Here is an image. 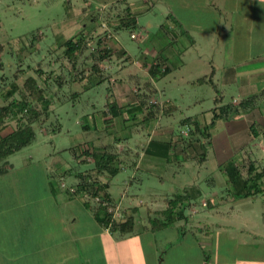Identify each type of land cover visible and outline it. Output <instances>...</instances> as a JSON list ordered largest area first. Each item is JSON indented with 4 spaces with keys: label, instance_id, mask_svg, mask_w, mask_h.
<instances>
[{
    "label": "rangeland",
    "instance_id": "rangeland-1",
    "mask_svg": "<svg viewBox=\"0 0 264 264\" xmlns=\"http://www.w3.org/2000/svg\"><path fill=\"white\" fill-rule=\"evenodd\" d=\"M153 1L0 0V61L5 70L15 68L17 60H21L25 71L17 82L21 84L25 78L34 77L47 92H52L49 116L42 124H33L34 140L8 156L12 167L0 176V222L11 220L7 228H3L5 234L19 233L23 238L29 235L47 247L44 253L29 255V259L22 257L18 264H103L99 240L91 235L101 225L97 227L91 210L83 205L86 199L93 208L97 201L87 195L72 194L79 181L77 174L90 172L93 166L92 162H82L74 156L85 143L91 146L92 143L96 146L112 144L117 150H124L122 168L110 177L108 191L113 197L110 206L117 219L124 210L132 215L135 228L142 231L144 239L151 230L149 220L164 224V227L153 228L160 245L159 255L165 251L163 264L195 257L194 248L200 246L198 236L209 230L218 242L221 258L236 255L235 250L238 253L247 250V247H236L233 237L250 241L248 237L252 234L247 229L251 227H258L255 232L260 233L264 194L236 199L218 164L226 157L235 160L257 157L264 164V145H257L256 139L255 144L230 147L231 140L224 136L223 119L210 127L209 143L198 133L194 135L197 139L187 143L189 130L195 127L193 122L203 127L210 123L213 111L218 113L217 106L236 104L233 97H238V86L235 82H223L220 76L231 64L230 50L223 49L231 48V36L215 34L214 22L199 16H180V24L176 17L168 20L158 0ZM127 9L136 18L135 26L115 28L118 16ZM93 13L103 17L92 23L89 18ZM170 24L166 34L161 27L167 28ZM88 25V33L82 29L87 33L85 47L73 67L61 44ZM227 28L223 27V31ZM105 31H111V37L103 42L113 51L109 57L99 60L91 51L95 46H103L97 41ZM170 40L172 43L165 46ZM119 49L125 50L128 57ZM253 55L257 57L258 52ZM260 56L264 60V54ZM163 57L170 69L164 75L148 77V65L153 58ZM93 62L110 78L98 83L89 77L77 80L80 74L96 76L90 67ZM39 63L45 71L41 76L35 71ZM213 69L215 75L210 77ZM49 70L61 75L66 82L60 87L53 81H48L49 86L41 82ZM146 82L156 89L149 99L157 101L163 110L156 113L151 122L136 123L140 115L134 118L126 114L124 126L114 120V125L106 128L108 123L100 113L107 110L106 97L125 105L136 100V91L145 87ZM0 84L1 89L4 82ZM252 87L261 91L264 83L256 80ZM73 91L78 93L72 95ZM0 104H3L1 99ZM257 104H264L263 92L259 93ZM82 121L90 125L88 130L82 128ZM11 126H15V121L8 122L2 133L10 131ZM215 135L220 137L216 139ZM168 136L177 142V149L181 143L179 137L183 139L186 144L183 154L187 157L178 154L176 158L164 159L142 150V144L150 138ZM115 137L123 140L114 143ZM202 141L206 143L205 157L199 160L204 151ZM198 186L201 194L194 196L190 206L181 196L182 202L173 201L168 206L165 201L178 194L193 196ZM207 200L214 208L205 206ZM166 207L173 210L172 214L181 211L184 216L181 219L168 217L167 213L171 212ZM205 221L211 226L208 223L207 227ZM62 222L67 225L65 231L61 228ZM200 226L204 228L201 230ZM2 233L0 231V243H6ZM109 233L107 235L113 238L122 234L119 230ZM90 236L94 238L88 240ZM127 244H121L120 250L124 251ZM144 247L146 255L152 253L151 245ZM60 250L63 258H60Z\"/></svg>",
    "mask_w": 264,
    "mask_h": 264
},
{
    "label": "trees",
    "instance_id": "trees-1",
    "mask_svg": "<svg viewBox=\"0 0 264 264\" xmlns=\"http://www.w3.org/2000/svg\"><path fill=\"white\" fill-rule=\"evenodd\" d=\"M131 13L132 12L127 9L123 15L118 16V23L114 24L115 28L135 26L136 18L135 16H132ZM98 15L99 13H93V15L89 18V21L93 23L96 20H101L103 16L101 17ZM89 25L82 27L79 31L83 29L87 32L86 29L89 28ZM83 30L79 32L78 35L67 38L61 44L63 46L64 55L70 62H72L73 67H75V61L78 59L85 47V37L88 32L84 34ZM110 32L108 33L105 31V35L98 39L97 43H103L102 47L95 46L92 48L91 55H97L99 60L109 57L113 51L112 47L103 42V40H108L111 37ZM132 34L133 33H131V35ZM119 51L122 55H126V57H128L125 50L119 49ZM155 59L156 58H153V62L148 65L147 69V75L151 78H155L158 74L164 75L170 69V67L165 64V57L162 59ZM17 61L16 67L12 68L13 70H5L4 63L0 61V82H4V85L0 89V99L3 101V104H0V176L7 174L12 167V163L9 162L8 156L21 150L34 140L36 132L33 124H42L51 111L49 106L52 101V96L50 94L52 92H47L44 87L36 82L34 77L25 78L21 84L17 82L19 76L25 71L21 66L22 61ZM90 67L97 77L95 76L96 78H93L92 74H86L87 76L80 74V76L77 77V80L89 77V80L92 78V81L95 80L94 83H98L110 78V75L106 76L99 70L97 62L91 63ZM35 71L39 74V76L45 73L40 63ZM210 74V77H212L213 74ZM69 80L73 81L70 77ZM48 81L57 83L59 87L62 86L64 81L66 82L61 75H58L53 70H49L45 78L41 80V82L49 86ZM141 83L143 82H140V84ZM89 84L91 83L88 81V86ZM144 86L145 87L138 88L136 91V100L125 105H119L116 100H111L106 97L105 105L107 106V110H102L100 112L105 123H108L106 128H108L109 125H114V120H117L121 126H124L126 123L125 120H127V118H125L126 114L132 115L134 118H137V116L140 115L141 117L138 121H136V123L151 122L153 118L156 117V113L163 110L160 109L157 101L149 99V97L156 91V89L152 87V83L146 82ZM107 90L109 89L107 88ZM77 93L78 91H73L72 95H76ZM252 100L253 97L251 96L234 102L236 103L235 105L229 103L217 106L219 107V111L218 113L213 111V116L209 124H205L201 127L196 122H193L195 127L194 130H189L190 134L187 139V143L190 144L193 139H197L194 138L196 133L201 134L207 139L210 138L211 134L209 129L216 120H228L231 117H234L241 111L245 110L246 106H249L250 103H252ZM217 107L213 109L216 110ZM165 111L169 112V109H166ZM43 115L44 117L42 118ZM10 121H15V126H11L10 131L3 134L2 130ZM183 121L186 122V119ZM133 124H135V122ZM81 126L84 130H88L90 128V125L83 121L81 122ZM150 127L152 126L150 125ZM121 139L122 137H115L114 143L121 141ZM179 139L181 141L179 149L176 148L178 144L173 137L168 136L163 139L150 138L146 143L142 144V150L146 154L164 157V159H171L172 156L176 158L178 154H183L186 148V144H183V139L180 137ZM205 144L206 143L203 141L201 142V146L204 148V151L201 153L202 155L199 157V160L205 157ZM113 146L114 145L112 144H109L108 146H96L93 143L91 146L85 143L82 145L80 153H75L74 156L77 160L82 162H92L93 166L90 169V172H81L77 174L79 181L72 189V194L80 196L87 195L88 198H93L97 201V204L91 208V204L88 200H83V205L86 209L91 210L92 216L97 223L107 227L110 231L119 230L121 233H128L132 231L134 227L133 216L127 214L124 210L122 211L121 216H119L120 220L115 219L113 217V207L110 206L113 202V197L108 191L110 177L115 176L122 168L124 154V150L122 152ZM183 157L187 156L184 155ZM221 160L222 161L218 165L221 172L225 175L226 183L233 189L232 194L236 197V199L255 197L264 192L262 182V178L264 177V166H260L261 163L256 157H247L240 160H235L232 157H226ZM134 166L136 167V162L134 163ZM194 190L193 196L187 195L184 197L182 196L183 194H178L175 198L169 199L168 201L166 199L165 201L169 206L171 202H182L184 198V200L188 201V205L190 206L194 196L201 194L199 186ZM180 196L183 198H180ZM205 206L213 207V204L207 200L205 201ZM166 208L168 209V207ZM171 211H173L171 208L168 209V212ZM172 213L173 212H171V214L167 213L168 217L181 219L184 216L181 211H178L175 214ZM149 222L151 229L157 228L158 225L164 227V224L160 222L151 220H149Z\"/></svg>",
    "mask_w": 264,
    "mask_h": 264
},
{
    "label": "crops",
    "instance_id": "crops-1",
    "mask_svg": "<svg viewBox=\"0 0 264 264\" xmlns=\"http://www.w3.org/2000/svg\"><path fill=\"white\" fill-rule=\"evenodd\" d=\"M155 2L153 1V3ZM158 4L167 12L166 17L168 20L176 17L179 21L181 20L180 16L184 15L199 16L205 20H212V23L214 22L215 34L219 32L220 35L231 36V48L225 45L223 48L230 50L231 64L227 65V70L221 71L220 76L223 82H235L234 84L238 86L239 94L236 99L233 97L234 102L251 96L253 100L239 114L228 120L223 119L225 125L224 136L231 140L229 143L230 147L236 146V144L239 147L244 145V143L255 144L256 139H258L257 145H264V104H257L259 93H264V88L260 91L252 87L256 80L264 83V80H262L264 77V60L260 56L261 53L264 54V0H158ZM178 23L180 24L181 22L179 21ZM171 26L172 24L167 25V28L165 26L161 28L168 34V29ZM223 27L228 28L223 31ZM170 43H172L171 40L164 43V45L169 46ZM256 52H258V56L253 57ZM210 72L213 76L215 75V69ZM215 136L217 137L216 139L220 137L218 135ZM209 140L210 138H208V142ZM261 165L264 166L262 163ZM262 182L264 186V177ZM261 194L263 195L264 193ZM235 203L234 205H237ZM113 217L117 219L116 215ZM261 218L260 233L255 232L258 227L256 229L254 227L249 228L250 230L247 229L252 234V238L248 237L250 241L246 239L237 240V238L231 236L235 240L234 245L236 247H247L245 252L238 253L235 250L236 255L232 257L224 255L226 257L221 258L222 252L217 245L218 242L213 239L214 236L211 235L212 232L209 230L198 236L200 246L194 248L195 257L191 259L182 258L174 262L169 261L166 264H264V211ZM92 220L97 223L94 218ZM10 221L4 220L0 222V231L4 232L1 235L2 237L6 236V243H0V264H18L22 257L23 259H29V255L33 257L34 254L40 251L44 253L43 250H46L47 247L41 240L38 242L29 235H25L24 238L19 237V233L15 236L5 234L4 230ZM62 223L64 224H62L61 228L65 231L67 225L65 222ZM208 223L210 227V222L205 221L207 227ZM26 224L28 222L24 225ZM200 228L202 230L204 227L200 226ZM109 232L110 230L107 227L101 225V228L94 230V234H91L96 235L99 240V252L103 258V264H163L162 257L165 251H162L161 255H159L160 245H158V241L153 235V229L148 230L149 234L146 235L145 239L141 233L142 231L135 228V222L132 231L122 233L117 238L107 235V233L110 234ZM91 238L94 237L90 236L88 240ZM21 243L24 245H21ZM126 243L128 244L127 246L124 245V251L120 250L121 244ZM147 245H151L153 250L152 253L147 252L148 254L146 255L144 246ZM62 254L60 250V258L64 257ZM181 255L183 256V254Z\"/></svg>",
    "mask_w": 264,
    "mask_h": 264
}]
</instances>
